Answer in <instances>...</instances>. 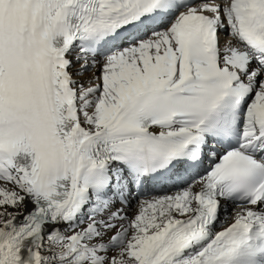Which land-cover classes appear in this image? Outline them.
<instances>
[{
    "label": "snow or ice",
    "instance_id": "obj_1",
    "mask_svg": "<svg viewBox=\"0 0 264 264\" xmlns=\"http://www.w3.org/2000/svg\"><path fill=\"white\" fill-rule=\"evenodd\" d=\"M0 264H264V0H0Z\"/></svg>",
    "mask_w": 264,
    "mask_h": 264
}]
</instances>
